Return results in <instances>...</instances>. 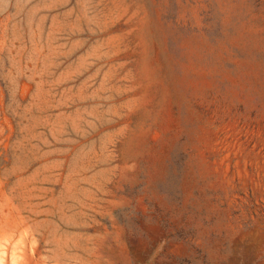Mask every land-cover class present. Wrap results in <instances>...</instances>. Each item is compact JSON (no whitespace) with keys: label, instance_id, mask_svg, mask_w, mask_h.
<instances>
[{"label":"rangeland","instance_id":"obj_1","mask_svg":"<svg viewBox=\"0 0 264 264\" xmlns=\"http://www.w3.org/2000/svg\"><path fill=\"white\" fill-rule=\"evenodd\" d=\"M0 264H264V0H0Z\"/></svg>","mask_w":264,"mask_h":264}]
</instances>
